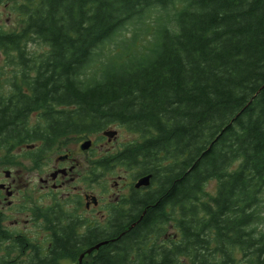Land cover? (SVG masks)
<instances>
[{
    "label": "trees",
    "instance_id": "1",
    "mask_svg": "<svg viewBox=\"0 0 264 264\" xmlns=\"http://www.w3.org/2000/svg\"><path fill=\"white\" fill-rule=\"evenodd\" d=\"M0 5L15 19L0 26L12 71L0 88V143L41 136L42 125L26 126L28 109L44 110L47 143L118 123L137 136L121 162L151 172L167 195L175 187L171 222L146 198L120 235L114 212L117 234L95 263L264 264V0ZM66 249L56 243L51 256Z\"/></svg>",
    "mask_w": 264,
    "mask_h": 264
},
{
    "label": "flooded vegetation",
    "instance_id": "2",
    "mask_svg": "<svg viewBox=\"0 0 264 264\" xmlns=\"http://www.w3.org/2000/svg\"><path fill=\"white\" fill-rule=\"evenodd\" d=\"M24 118L29 129L42 125L43 130L31 140L0 143V264H97L92 258L99 248L118 231L122 235L135 226V206L144 205L146 198L151 206L163 208V221L174 219V185H168L167 195L165 184L154 182L151 172H144L131 160L121 162L120 153L135 141L118 144L125 126L113 123L77 138L72 134L47 143L44 110L28 109ZM111 131H115L112 137L108 135ZM85 141L89 145L82 148ZM113 143H117L116 149L110 146ZM133 154L124 152L123 158ZM146 175H150L149 185L136 187ZM114 212H121L123 222L115 234ZM172 229L169 225L162 235L163 244L173 238ZM89 232H101L99 241L88 245L83 239ZM56 243L67 247L66 256H51Z\"/></svg>",
    "mask_w": 264,
    "mask_h": 264
},
{
    "label": "rangeland",
    "instance_id": "3",
    "mask_svg": "<svg viewBox=\"0 0 264 264\" xmlns=\"http://www.w3.org/2000/svg\"><path fill=\"white\" fill-rule=\"evenodd\" d=\"M148 21H150V20H148ZM12 23H15V19L12 20V14L10 13L8 6L7 5H0V26L3 29H10L13 26ZM130 33L131 32L126 31L125 35L129 36ZM4 60H5V56L0 51V88H4V91H6L9 88V78L12 75V71L10 70L11 67L7 66V64ZM120 132H121V134H120V137L118 139V144L120 141L127 142L130 140H135V135L133 133L129 132L128 130H126V128H122L120 130ZM110 146L113 147V149H116L117 143H113ZM106 177H107V174H105L104 177L101 179H105ZM214 185L215 184L213 182H210L205 187V190H207L210 193L213 192L214 191ZM99 191H101V183L98 184V186H97V192H99ZM171 231L173 232L174 229H172Z\"/></svg>",
    "mask_w": 264,
    "mask_h": 264
},
{
    "label": "water",
    "instance_id": "4",
    "mask_svg": "<svg viewBox=\"0 0 264 264\" xmlns=\"http://www.w3.org/2000/svg\"><path fill=\"white\" fill-rule=\"evenodd\" d=\"M115 134V131H111L110 133H108V135L110 137H112L113 135ZM89 145V141H85L83 144H82V148H86L87 146ZM149 179H150V175H146V176H143L141 177L137 183L135 184L136 187H140V186H147L149 185ZM100 244H98L96 247H98ZM92 250V248L86 250V253H89L90 251ZM83 253L81 254L80 256V259L83 257Z\"/></svg>",
    "mask_w": 264,
    "mask_h": 264
}]
</instances>
